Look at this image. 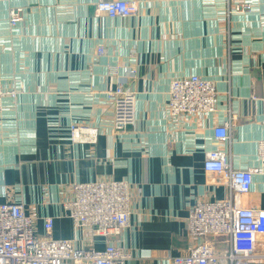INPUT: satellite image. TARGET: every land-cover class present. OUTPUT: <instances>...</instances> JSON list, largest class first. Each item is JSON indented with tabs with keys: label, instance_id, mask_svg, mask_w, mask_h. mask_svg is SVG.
Listing matches in <instances>:
<instances>
[{
	"label": "crops",
	"instance_id": "0c3cea01",
	"mask_svg": "<svg viewBox=\"0 0 264 264\" xmlns=\"http://www.w3.org/2000/svg\"><path fill=\"white\" fill-rule=\"evenodd\" d=\"M94 1L0 0V79L17 90L1 100L0 203H22L39 234L51 216L54 239L103 249V236L66 215L68 187L124 180L129 226L113 244L125 264H171L201 241L188 234L189 208L228 195L203 169L209 149L230 153L235 168L258 167L242 202L264 208V0H237L251 7L233 13L223 0H129L137 13L117 18L95 15ZM12 7L21 20L9 28ZM193 73L216 82L217 112L170 120L169 81ZM121 81L135 92V122L116 131L105 92ZM228 105L231 138L217 144L212 128ZM72 122L97 128L96 141L72 142ZM209 240L220 255L229 246L228 235Z\"/></svg>",
	"mask_w": 264,
	"mask_h": 264
},
{
	"label": "built area",
	"instance_id": "2783aa9c",
	"mask_svg": "<svg viewBox=\"0 0 264 264\" xmlns=\"http://www.w3.org/2000/svg\"><path fill=\"white\" fill-rule=\"evenodd\" d=\"M228 13L246 12L250 4L237 0H223ZM138 11L136 2L129 0H95V15L109 18L128 17ZM21 20V8L8 11L9 28ZM102 46L97 53L102 54ZM116 67L109 72L117 73ZM132 74L136 69H130ZM119 82L113 90L105 92L112 103V127L122 131L135 122V92ZM166 110L171 119L185 118L196 114L217 112L216 82L198 74L182 75L171 79L167 88ZM12 102L17 90L4 89L0 79V112L2 98ZM234 114L230 105L226 119L213 125L214 142L230 141V128ZM97 128L72 122L69 138L75 143H94ZM257 157L264 162V139L257 141ZM203 169L214 175L216 182L225 184L228 195L221 200L198 201L189 208L188 234L194 243L184 253L171 258V264H249L264 262V208L253 203L244 204L242 196L251 188L253 175L258 167L235 168L230 153L219 148L209 149L204 156ZM70 198L65 202L66 215L76 227H90L104 237L103 249L80 247L68 239L51 236L53 218L43 220V234L36 232L33 217L17 201L0 203V264H61L64 261L86 264H125L129 254L113 244V237L129 226V184L124 180L97 182H74L68 187ZM228 235L229 246L224 254L216 252L210 237Z\"/></svg>",
	"mask_w": 264,
	"mask_h": 264
}]
</instances>
